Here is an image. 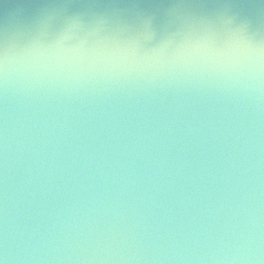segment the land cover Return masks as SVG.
<instances>
[{
    "label": "clouds",
    "instance_id": "9594fccd",
    "mask_svg": "<svg viewBox=\"0 0 264 264\" xmlns=\"http://www.w3.org/2000/svg\"><path fill=\"white\" fill-rule=\"evenodd\" d=\"M0 264H264V0H0Z\"/></svg>",
    "mask_w": 264,
    "mask_h": 264
}]
</instances>
